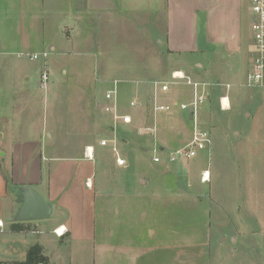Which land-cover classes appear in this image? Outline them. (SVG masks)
Segmentation results:
<instances>
[{
  "label": "rangeland",
  "instance_id": "374dc122",
  "mask_svg": "<svg viewBox=\"0 0 264 264\" xmlns=\"http://www.w3.org/2000/svg\"><path fill=\"white\" fill-rule=\"evenodd\" d=\"M182 2L190 10L195 0ZM214 2L218 16L216 30L227 39L235 28L242 33V62L239 56L228 57L224 45L222 49L210 46L204 55L201 52L177 54L168 51L167 43L155 40L151 46L140 47L147 37L162 31L142 28L143 23L138 21L131 25L130 19L135 17L130 13L117 16L110 13L105 23L108 27L103 31H79L78 36H73L72 31V38H69L71 24L67 11L70 0H47L46 10L51 12L52 18L49 21L46 16L45 36L48 43L55 42L56 52L46 48L38 53L47 52L49 57L36 61L13 57L4 62L0 57V86L5 79L12 85H24L20 78L17 79L18 72H23L31 77L28 86L37 88L45 98L46 124L57 134L55 141H50L54 146L49 150L76 155L86 145L93 144L98 149L102 140L113 138L117 141L119 155L127 161V167L122 170L110 168L106 172L99 165L97 167L96 181L101 191L97 192V234L89 247L93 264H219L221 261L222 264H252L255 259L264 264L262 241L258 248L252 243L256 242V237L249 236L246 246L228 242L220 248L218 241L222 232L229 234L236 227H242L244 216L249 227H256L244 205L248 190L252 188V177L256 179V176L245 167L244 151L240 149L245 140L234 141V131L245 128L251 107L260 103L262 90L244 87L242 83L246 82V77L244 72L240 73L241 65L248 68L254 48L250 29L251 0ZM117 20L126 21V26H121ZM186 38L184 36V40ZM209 39L205 32L207 44ZM219 56L223 60L220 61ZM196 59L202 62L203 70L195 65ZM178 66L188 67L187 72L193 80L209 84L206 86L208 99L201 108L206 110V116H202L204 123L199 125L211 132L212 145L192 160L179 158L176 165L154 164L155 152L166 157L189 144L194 123L189 120L188 111H181L179 107L156 113L147 100L148 90L141 94L145 101L143 109L136 111L130 106L132 88L139 84L138 81L149 83L151 76L171 83V68ZM44 72L49 74L46 90L40 86ZM114 81L120 82L122 110L134 120L130 126H118L116 132L111 130L114 126L112 116L102 110L103 97L113 88ZM219 83L233 85L229 91L220 88L231 98V111L214 112V105L210 103L214 101L215 85ZM126 87L129 88L125 100ZM170 87L172 90L162 96L160 104L173 106L175 101L182 100L175 99V93L193 89L186 85ZM214 120L219 128H214ZM147 129L154 131L147 132ZM161 147L165 149L163 152L159 151ZM101 157L104 164H116L117 155L111 147H107ZM203 169L212 176L205 185L200 183ZM215 194L220 197L226 194L223 201L232 199V206L226 208L228 215L221 214L214 205ZM1 243L5 244V240ZM81 245L82 242L76 241L74 247L79 250ZM241 247H248L251 253L243 254L245 251H241ZM231 250H235L236 255H222V251L229 254Z\"/></svg>",
  "mask_w": 264,
  "mask_h": 264
},
{
  "label": "crops",
  "instance_id": "0c3cea01",
  "mask_svg": "<svg viewBox=\"0 0 264 264\" xmlns=\"http://www.w3.org/2000/svg\"><path fill=\"white\" fill-rule=\"evenodd\" d=\"M214 1L195 0L189 10L182 0H70L67 15L68 23L71 24L68 27L71 29L68 37L72 38V31L73 36H78L79 31L97 32L99 29L103 31L108 27L105 23L110 13L116 16L130 13L132 17H135L130 19L131 25H135L138 21V23H143L142 28L151 29L153 32L162 31L147 37L146 42H143L140 47L151 46L152 41L155 40L167 43L168 51L177 54L189 52L188 55H190L201 52L204 55L208 53L210 46L222 49L224 45L228 57L239 56L242 62V33L235 28L229 33L231 34L230 39H227L216 30L218 16L217 4ZM46 5L47 0H0V57L2 61L8 62L7 60L13 57L18 58L21 53H38L45 51L46 48L56 52L55 42L48 43L45 36L46 16L49 21L52 18L51 12L46 10ZM52 13H55V10ZM137 16L142 18L141 21ZM126 21L117 20V23L126 26ZM205 32L206 37L212 38L214 42L210 39L208 44L205 42ZM202 35H204L203 38ZM184 36H187L185 40ZM87 37H90V34H87ZM219 58L220 61L223 60L222 56ZM196 60L195 65L202 68V62L199 59ZM179 70L189 76L188 67L178 66L171 68V77L173 72ZM249 70L250 61L248 68L241 65L240 73L244 72L247 78ZM229 71H233L232 65ZM18 78L24 82V85L20 87L16 84L12 85L5 79L0 86V222H2V226L0 225V263L24 262L28 249L39 244L50 264H93V254L89 247L95 239L94 234H97V192L101 191L96 181L97 167L99 165L100 169L106 172L108 169L110 171V168L122 170L127 167V161L123 167L118 166L117 162L112 166L104 164L101 156L107 147L112 149V144L103 147L101 145L103 140L100 145L98 144V149L97 146L89 144L81 148L76 155H63L56 149L49 150L54 146L51 142L55 141L57 134L55 129H51L46 124L44 110L46 100L42 98L37 88L28 86L31 80L29 75L18 72ZM149 79H151L147 81L149 83L138 81L139 84L132 88L134 90H132L133 98L130 106L131 102L136 101V106H131L136 111L143 109L145 103L141 98L143 91H150L147 100L152 107L155 102L160 104L163 95L170 93H162L153 86L154 82L165 83L166 81L156 80L154 76ZM244 84L242 83L243 86ZM225 85L222 83L215 85L214 101L210 102L214 105V112L233 110L230 96L220 89L225 88ZM127 88L129 87H126L123 92L125 100L127 99ZM261 90L260 103L251 107L245 128L234 131V141L245 140L244 146H240V149L244 151L245 167L252 176H256V179L252 177L254 180L251 184L252 188H249L244 202L246 207L243 205L250 215L248 217L256 223V227H249L244 216L242 221L246 226L242 223V227H236L232 233L222 232L219 235L220 248L225 247L228 242L235 245L240 242L243 244L241 246H246L249 236L256 237V242L252 241L253 245L257 246L255 248L259 247L260 240L264 245V104L262 103L264 89ZM226 91L229 90L226 89ZM192 96L193 89L189 92L175 93V99H182L181 102L175 101V104L189 102ZM223 98L227 100L225 103L227 108H222ZM108 106L104 96L103 113L113 118V115L108 112ZM118 110L121 114H129L122 110L119 95ZM187 116L189 120H193L190 112ZM202 116H206L205 109H201L197 117L200 124L204 123ZM214 124L215 129L219 128L220 125H217L215 120ZM111 130L116 132L118 129H114L113 126ZM209 134L211 135V132ZM226 138L236 143L228 136ZM104 140L111 142L114 139ZM90 146L94 147V160L85 156V150ZM160 149L163 150L164 147ZM205 172L209 175V181L212 180L208 170L203 169L200 171V183L204 185L206 183L201 181V176ZM24 187L32 188L52 206L51 216L42 220H17L22 208L19 193ZM223 197L226 199L227 195L222 194L220 197L215 194L214 205L220 209L221 214L228 215L226 208L232 206V199L227 202L222 200ZM61 227L66 229V234L58 237L54 232ZM249 232L252 234H248ZM75 234L89 235L77 237ZM3 240L5 244L1 243ZM76 241L82 242L79 250L74 247ZM240 249L245 251L243 253L245 255L251 253L248 247ZM222 253L227 257L236 255L235 250H231L229 254L224 251ZM222 255H220L221 258H227ZM219 264H222V261ZM252 264H260V262L255 259Z\"/></svg>",
  "mask_w": 264,
  "mask_h": 264
},
{
  "label": "built area",
  "instance_id": "2783aa9c",
  "mask_svg": "<svg viewBox=\"0 0 264 264\" xmlns=\"http://www.w3.org/2000/svg\"><path fill=\"white\" fill-rule=\"evenodd\" d=\"M250 11L253 15L252 21L250 23V29L252 32V41L254 44V48L250 54V70L247 74L246 82L244 84L245 87L251 89H264V0H251ZM19 57L22 59H30V60H39L41 58L47 59L49 54L47 52L43 53H21ZM172 82H154L153 86L156 89H159L162 93L170 92L171 85H180L184 84L186 86H190L193 88V96L189 103H180L170 105H160L156 102L154 103V111L157 112H168L173 107H179L181 111H188L193 116L194 128L192 132V137L189 144L179 150L172 151L168 153L166 157H163L159 154V152H155L152 162L154 164H167V165H176L179 158H184L187 160L195 159L198 154L202 151H205L208 147L212 145V138L208 131L202 129L198 123V113L202 106L207 102V93L206 86L204 82H199L193 80L183 71H175L172 73ZM49 82V74L48 72H44L41 75L40 86L42 89H47V84ZM119 82L114 81L113 88L108 90L105 94V100L109 104L108 112L113 115L114 119V129L117 128L118 125H126L130 126L133 124V117L130 114H121L118 110V89ZM225 88L227 90L231 89L230 84H226ZM222 108H227L225 103L227 102L226 98L222 99ZM137 104L136 101L131 102V106L135 107ZM154 131L152 129H147V132ZM112 144V150L117 155V165L125 166L126 160L122 158L118 153L117 141L116 139L108 142L103 140L101 145L103 147ZM159 151L163 152L164 149H160ZM86 158L90 160H94V147H87L85 150ZM201 181L203 183H207L206 172L203 174ZM209 181V180H208ZM2 226V222H0ZM58 237H63L66 234V229L61 227L54 232Z\"/></svg>",
  "mask_w": 264,
  "mask_h": 264
},
{
  "label": "water",
  "instance_id": "95a60500",
  "mask_svg": "<svg viewBox=\"0 0 264 264\" xmlns=\"http://www.w3.org/2000/svg\"><path fill=\"white\" fill-rule=\"evenodd\" d=\"M19 195L22 208L17 220H42L51 216L52 206L48 202H45L32 188H22Z\"/></svg>",
  "mask_w": 264,
  "mask_h": 264
},
{
  "label": "trees",
  "instance_id": "16d2710c",
  "mask_svg": "<svg viewBox=\"0 0 264 264\" xmlns=\"http://www.w3.org/2000/svg\"><path fill=\"white\" fill-rule=\"evenodd\" d=\"M12 264H49V260L44 256L43 248L36 244L28 249L24 262H14Z\"/></svg>",
  "mask_w": 264,
  "mask_h": 264
},
{
  "label": "bare ground",
  "instance_id": "6f19581e",
  "mask_svg": "<svg viewBox=\"0 0 264 264\" xmlns=\"http://www.w3.org/2000/svg\"><path fill=\"white\" fill-rule=\"evenodd\" d=\"M227 104H225V106H226ZM206 177H207V182H208V180H209V175H208V173L206 172Z\"/></svg>",
  "mask_w": 264,
  "mask_h": 264
}]
</instances>
